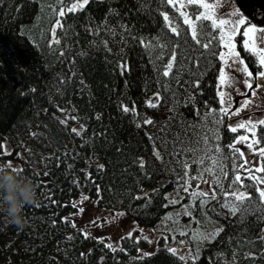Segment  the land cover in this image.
I'll return each mask as SVG.
<instances>
[{
	"label": "trees",
	"instance_id": "16d2710c",
	"mask_svg": "<svg viewBox=\"0 0 264 264\" xmlns=\"http://www.w3.org/2000/svg\"><path fill=\"white\" fill-rule=\"evenodd\" d=\"M79 1L0 0V164L24 169L39 195L23 230L0 213V264H264V200L228 148L238 131L217 124L218 29L188 2L196 39L167 0ZM236 38L255 76L258 57ZM232 192L251 197L246 211L225 206L239 205ZM80 195L153 227L155 245L141 253L136 230L113 246L84 232L68 216ZM179 240L184 260L170 251Z\"/></svg>",
	"mask_w": 264,
	"mask_h": 264
},
{
	"label": "rangeland",
	"instance_id": "374dc122",
	"mask_svg": "<svg viewBox=\"0 0 264 264\" xmlns=\"http://www.w3.org/2000/svg\"><path fill=\"white\" fill-rule=\"evenodd\" d=\"M83 2L84 0L79 1V3ZM187 2L188 0H176L175 5L181 12H185L187 18L193 23V17L188 15L187 13L185 5ZM204 2L210 5H219L218 8L212 9L211 14L213 15V19L217 20V22H219L220 20L227 21L226 25H222V27L225 28V31L232 27H236V32L232 35V43L235 45V50L237 52L238 49L236 44V36L239 31H241L243 34L245 31H248L249 27L253 24L256 25L257 28H264V0H204ZM181 3L185 5V8L180 7ZM205 11L206 10L201 7L196 16ZM233 12H236L237 16L234 17L233 15H231V13ZM183 16L185 18V15ZM240 20H243V23H241ZM246 40H248V37L243 36V44H245ZM256 46L257 48L260 47L258 41ZM222 51H225L223 45H221L219 53ZM240 58L244 60L241 55ZM244 62L245 64H247L245 60ZM222 66L223 62L220 61V67ZM259 70L264 69L260 68ZM236 75L237 77H239L240 74L237 73ZM221 88L222 86L219 81L218 73L217 94L219 103L221 101V97L219 95V91L221 90ZM245 90L246 89H244L242 84H237L235 92L231 94L226 93L225 99H228L230 97L231 107L233 110L238 106L243 105L246 97L241 93ZM256 103H261L259 98H256ZM220 106L224 107L225 105H222L220 103ZM261 119H264V105L257 108L249 107L247 110L240 111L238 115L229 116L230 126L238 128V133L234 142L241 136H246L249 139L252 138L253 133L248 130V127L241 128L239 127L240 124L247 125L249 121L256 122ZM3 147L4 150L7 151L10 148L9 143L7 141H4ZM237 147H240L243 151L246 152L245 158L250 161V163L245 165V167L254 168L259 158L252 151L247 149L246 144H237ZM17 162L20 163L19 160ZM13 163L15 162L13 161ZM260 165L264 166V159H260ZM262 174L263 173L260 172L255 173L257 177H262ZM258 187L264 188V184H258ZM194 188H197L198 190H201L203 192L211 191L209 182L204 179L198 180ZM144 189H146V187ZM73 203L75 205V209L68 214L73 223L76 226H79L84 232L90 233L105 240L111 246L117 244V240L121 235L130 234L133 230H136L137 234L147 237L149 240V246L143 248L141 250V253L150 251V249L155 245L157 241V237L159 235V232L157 230H155L153 227H146L139 224L136 219L127 215L123 210L98 206L94 198L87 197L86 195H80L79 197L74 198ZM171 248L175 249L176 252L182 256L191 254V250L187 247L184 240L176 241L171 245Z\"/></svg>",
	"mask_w": 264,
	"mask_h": 264
},
{
	"label": "snow or ice",
	"instance_id": "6c2138e0",
	"mask_svg": "<svg viewBox=\"0 0 264 264\" xmlns=\"http://www.w3.org/2000/svg\"><path fill=\"white\" fill-rule=\"evenodd\" d=\"M88 0H84V3H87ZM169 4L175 5L176 0H167ZM188 4L190 5H199L200 7L204 8L206 11L201 12L196 19L199 21H211V27L216 28L220 31V35L218 37L221 45H223L225 51H222L219 53V59L223 62V66L220 67L219 70V81L222 86L221 90L219 91V95L221 97L220 103L222 105H225L224 107H221L219 109V115L220 119L217 120V124L221 122V120L227 119L229 116L238 115L240 111L247 110L249 107L257 108L264 105V70H257L255 76L252 71L249 70V67L247 64H245L244 60L240 58V53L235 50V45L232 43V35L236 32V27H232L225 31V28L222 27V25H226L227 21L220 20L217 22V20L213 19V15L211 14L212 9L218 8L219 5H210L208 3H205L204 0H188ZM77 5H73L71 8L68 9L69 12L75 11ZM181 8H185V5L183 3L180 4ZM60 16H64L65 12L62 10L59 13ZM181 15H185V23L192 25V36L194 39L197 37V31L196 26L192 23L191 20L187 18V15L185 12H181ZM234 17L237 16L236 12L231 13ZM165 20H168V16L165 15ZM241 23H243V20H240ZM57 25L60 26V22L57 21ZM171 27V31L173 33H177V29L175 27H172L171 24L169 25ZM208 25L205 24L204 27H207ZM243 36L248 37V40L245 41L244 44V50L250 52L253 56L258 57L259 66L261 69H264V28H257L256 25H251L248 29V31H245L243 33ZM257 41L259 42L260 47L257 48L256 44ZM56 43H59V41H55ZM197 43H199V40H197ZM202 47L207 48L209 47L208 44H203ZM173 60H175V56L173 55ZM173 68V63L170 61L166 67V70L164 71V76H168ZM237 73H239V77H237ZM242 84L245 91H242V95L246 97V99L243 102L242 106H238L236 109H232L231 107V100L230 97L228 99H225L226 93L231 94L235 92L236 85ZM255 85V87H254ZM158 97V94H157ZM256 98L260 99V104L256 103ZM159 99V97H158ZM150 106H158L157 104H151ZM125 111H128L127 108L124 109ZM215 111V110H213ZM152 121H146V123H151ZM63 123V121H62ZM261 126V131L264 132V119L258 120L256 122L249 121L247 125L240 124L239 127H248V130L253 133L252 138L249 139L246 136H241L239 139H237L233 144L228 145V148L232 150L233 155H239V157L244 158L243 163L237 165V169L244 171L247 173L248 178L251 180H254L257 182V184H264V177H257L255 175L256 172L264 173V166L260 165V159H264V144H262V141H264V136L257 139L255 137V128L256 126ZM232 132H237V127H231L230 129ZM73 132H76V129H72ZM209 137L206 135L204 137L205 143H207ZM237 144H246V147L248 150L252 151L259 159L256 162V165L254 168H247L245 165L249 164L250 161L246 159V152L243 151L240 147H237ZM0 147H3L0 145ZM221 147L219 144L215 146V152L221 153ZM5 156L11 155V153L5 152ZM224 159H227V157H224ZM203 161H201L202 163ZM213 165L219 166L220 160L219 159H213L212 160ZM8 165H12L11 162H7ZM143 166V165H141ZM187 167V165H185ZM221 170L223 171V168L221 167ZM16 171L18 173H23L24 169L17 168ZM208 171H211V169H208ZM227 175V173H225ZM233 183H240L243 185V177L240 174L235 175V179ZM187 190V189H185ZM259 196L262 200H264V188L258 189ZM201 195H207V193H201ZM236 201H239V205L232 203V204H226V207H229L232 211L233 215H236L238 211L243 212L246 211V209H242L240 205H243L246 200L251 199L248 195L245 193H236L232 192L230 193ZM214 198V197H213ZM75 206V205H74ZM82 211V209H81ZM74 226V225H73ZM183 235V233H182ZM173 254L176 253L175 249H170ZM181 260H184L185 258L183 256H180ZM191 259H195V257H191Z\"/></svg>",
	"mask_w": 264,
	"mask_h": 264
},
{
	"label": "clouds",
	"instance_id": "9594fccd",
	"mask_svg": "<svg viewBox=\"0 0 264 264\" xmlns=\"http://www.w3.org/2000/svg\"><path fill=\"white\" fill-rule=\"evenodd\" d=\"M37 185L33 179L16 171V167L0 164V213L19 230L27 226L26 206L38 203Z\"/></svg>",
	"mask_w": 264,
	"mask_h": 264
}]
</instances>
